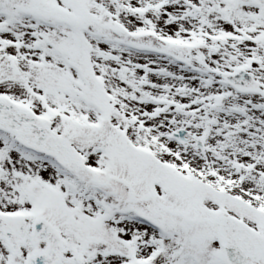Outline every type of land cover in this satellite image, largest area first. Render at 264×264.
<instances>
[{
  "label": "snow or ice",
  "instance_id": "obj_1",
  "mask_svg": "<svg viewBox=\"0 0 264 264\" xmlns=\"http://www.w3.org/2000/svg\"><path fill=\"white\" fill-rule=\"evenodd\" d=\"M0 264H264V0H0Z\"/></svg>",
  "mask_w": 264,
  "mask_h": 264
}]
</instances>
